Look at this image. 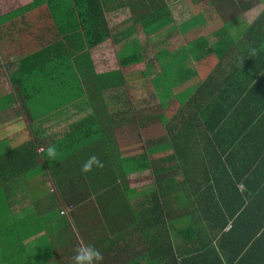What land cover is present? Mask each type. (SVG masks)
Returning a JSON list of instances; mask_svg holds the SVG:
<instances>
[{"label":"crops","instance_id":"crops-1","mask_svg":"<svg viewBox=\"0 0 264 264\" xmlns=\"http://www.w3.org/2000/svg\"><path fill=\"white\" fill-rule=\"evenodd\" d=\"M70 5V0H0V264L21 257L35 264L49 252L72 264L81 243L101 247L106 234L100 224L97 228L100 219L80 211L73 217L77 183L62 186L65 194L60 193L53 181L59 171L54 173L47 154L90 115L101 160L151 163L130 174L132 180L146 176L155 162L156 175L170 169L184 177L210 175L218 147L222 159L240 147H264V24L258 25L264 0H110L109 39L78 61L88 98L39 121L53 104L26 106L21 86L29 92L44 74L36 70L55 66L41 49L55 41L67 49L76 40L78 47L84 43L80 27H55V17L69 16ZM32 23L36 27H24ZM126 62L134 63L122 65ZM69 113L79 119L71 120ZM152 128L155 143L148 142L147 132L146 141L140 137ZM90 156L82 153L81 165ZM255 168L264 174L263 155ZM120 170L110 169L116 176ZM94 184L98 190L102 182ZM86 202L99 208L93 199Z\"/></svg>","mask_w":264,"mask_h":264},{"label":"trees","instance_id":"trees-1","mask_svg":"<svg viewBox=\"0 0 264 264\" xmlns=\"http://www.w3.org/2000/svg\"><path fill=\"white\" fill-rule=\"evenodd\" d=\"M109 1L70 0V15L55 17V27H80L78 35L84 38V43L78 47L76 40L72 48L67 49L62 41H55L51 47L41 49L46 51L45 57H54L55 66L47 70L43 66L37 69V73L42 71L44 74L35 80L36 85L29 92L21 86L26 106L33 105L39 97L53 104V111L39 121L56 117L88 98V91L84 89L79 75L78 61L81 56H90L92 50L109 39L106 17ZM260 24H264V19L258 21ZM36 25L32 23L24 27ZM131 63L134 62L122 65ZM46 94L48 97L44 96ZM95 124L93 115L74 123L67 139L58 144V157L53 159L54 166H50L54 167V173L59 171V175L53 174V181L60 193L65 194L62 186L77 183L72 193V211L95 214L97 220L100 219L97 228L100 224L102 235L106 234V237L101 240V247L97 244L95 247L103 253V261L130 253L131 258L120 264H264V190H261L264 174L255 168L262 162V155L264 162V147H240L239 151L232 152L225 159L221 158L225 153L218 147L214 150L218 159L211 161L213 171L210 175L187 174L180 183L173 178L155 182L149 197L131 201L136 190L123 188L120 179L152 168L151 163L142 166V160L136 158L107 159L102 161L110 168L94 169L83 174L80 170L81 154L97 156L93 140ZM250 127H244L242 132ZM152 130L156 128L141 132L140 137L146 141L147 132L148 142L155 143ZM214 131L215 127L210 129L211 133ZM116 165L123 170L119 176L110 171ZM226 169L232 171V176L223 175ZM253 169L255 172H252ZM156 170L153 163L152 173L155 175ZM253 178H257L259 183L252 181ZM96 182H102L98 190ZM240 183L243 190H239ZM116 192L121 193L113 201L106 203L102 199ZM173 195H182L189 203L187 208L190 211L181 202L170 199ZM90 199L97 201L95 203L99 208L86 202ZM167 214L174 218H186L182 222L184 228L172 233ZM229 225L231 229L226 232ZM137 245L144 248L143 253L134 251ZM51 254L49 252L47 258L36 257L35 264H48L51 260L62 264V255ZM14 259L17 264H34L33 258L28 257L10 258V264Z\"/></svg>","mask_w":264,"mask_h":264},{"label":"rangeland","instance_id":"rangeland-1","mask_svg":"<svg viewBox=\"0 0 264 264\" xmlns=\"http://www.w3.org/2000/svg\"><path fill=\"white\" fill-rule=\"evenodd\" d=\"M35 103H40L43 105L46 104L43 100H41V98L38 101H36ZM83 109L84 108H82V110ZM41 111H45V110L42 109ZM79 111L80 110H77V112H76L78 115L80 114ZM76 113H71V114L69 113L71 120L79 119V117L76 115ZM65 118H67V117H65ZM154 162H155V159H154ZM155 164H157V162H155ZM133 174H135V173H133ZM129 176L121 178V179L119 178V179L121 181V185L123 188L124 187H126L127 189L133 188L132 190L136 189V192L131 196V201H132V199L134 200L136 198H139L141 200V199H144V197H149V195L151 194L150 190L155 185V182L167 181L171 178H173V180L177 181L178 183H180L181 181L183 182L185 180V177H184V175H182L181 171L173 170V169L167 170L166 172L160 171V173H158L157 175L153 174L152 171L150 170L146 176L143 174V176L135 177L134 180H132L131 177H129ZM140 189H142V191H139ZM119 193H121V192L112 193L109 197L103 196L102 199H104L106 201V203H108L109 201H113V199L116 198V196H120ZM121 197H123V196H121ZM170 199H172L173 201H176L177 203L181 202L183 204V206L186 207V210L190 211V209L187 208V207H189L188 206L189 203L187 204L186 199H184L182 197V195H173ZM143 207H146V206H143ZM74 212L72 213L73 217H77L79 215V213L76 215V214H74ZM166 216L169 218V220H168L169 229L172 233L180 231L184 228V224L182 222L184 220H186V218H174L168 214ZM75 222H74V225L76 227V224H78V223L76 222V224H75ZM134 251L137 252L138 254L143 253L144 248H142L140 245H137L134 247ZM129 258H131L130 253L121 254V255H118V256L113 257V258H105V260L103 261V264H120L122 262H127L129 260Z\"/></svg>","mask_w":264,"mask_h":264},{"label":"clouds","instance_id":"clouds-1","mask_svg":"<svg viewBox=\"0 0 264 264\" xmlns=\"http://www.w3.org/2000/svg\"><path fill=\"white\" fill-rule=\"evenodd\" d=\"M49 158L55 159L58 155L56 146L47 149ZM104 162L96 155L90 156L82 165L81 172L88 174L94 169H103ZM103 253L92 244L81 243L71 257L72 264H103Z\"/></svg>","mask_w":264,"mask_h":264},{"label":"built area","instance_id":"built-area-1","mask_svg":"<svg viewBox=\"0 0 264 264\" xmlns=\"http://www.w3.org/2000/svg\"><path fill=\"white\" fill-rule=\"evenodd\" d=\"M230 229H231V227H230V225H229V228L226 230V232L230 231Z\"/></svg>","mask_w":264,"mask_h":264}]
</instances>
